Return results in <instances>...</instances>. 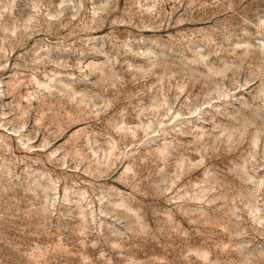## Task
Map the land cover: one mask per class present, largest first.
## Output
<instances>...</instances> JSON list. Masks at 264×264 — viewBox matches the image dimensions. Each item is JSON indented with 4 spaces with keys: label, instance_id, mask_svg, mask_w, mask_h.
<instances>
[{
    "label": "clouds",
    "instance_id": "9594fccd",
    "mask_svg": "<svg viewBox=\"0 0 264 264\" xmlns=\"http://www.w3.org/2000/svg\"><path fill=\"white\" fill-rule=\"evenodd\" d=\"M0 264H264V0H0Z\"/></svg>",
    "mask_w": 264,
    "mask_h": 264
}]
</instances>
